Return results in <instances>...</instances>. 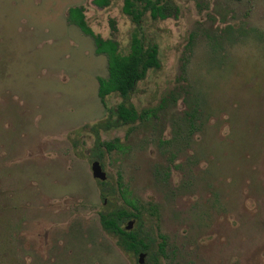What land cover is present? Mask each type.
I'll return each mask as SVG.
<instances>
[{
  "label": "rangeland",
  "instance_id": "rangeland-1",
  "mask_svg": "<svg viewBox=\"0 0 264 264\" xmlns=\"http://www.w3.org/2000/svg\"><path fill=\"white\" fill-rule=\"evenodd\" d=\"M167 1L139 29L162 62L130 100L144 118L99 132L113 203L144 211L156 248L166 237L163 264H264V0ZM123 5L0 0V264L137 262L100 224L92 171L94 126L123 98L103 105L107 58L67 20L84 7L127 55Z\"/></svg>",
  "mask_w": 264,
  "mask_h": 264
},
{
  "label": "trees",
  "instance_id": "trees-1",
  "mask_svg": "<svg viewBox=\"0 0 264 264\" xmlns=\"http://www.w3.org/2000/svg\"><path fill=\"white\" fill-rule=\"evenodd\" d=\"M112 2L113 0H93V4L100 9L109 8ZM85 11L82 6L70 8L67 20L93 39L97 55H105L107 58L108 77L98 79V96L104 106H107L106 99L113 94H118L123 98V102L115 110H110V120L94 126L96 143L92 154L93 157L100 160L103 157L102 147L108 151L115 148L113 144L101 141L100 130L107 131L116 126L135 124L144 118L143 114H140L130 102L131 97L138 84L147 78L151 70H160L162 67L158 44L146 42L139 29L148 14L154 21L166 20L171 16L173 10L167 0H124L123 13L131 19L137 29L132 37L130 52L127 55L121 53L117 41L106 40L95 34L87 22ZM177 11L176 9L175 13ZM114 117L115 119H113ZM110 184L108 179L105 182L98 181L103 203H109V208L100 213V224L103 230L116 238L119 248L137 258L136 264H140L141 253L146 254L145 264H163L161 259L166 256V237L159 234L161 241L156 248L155 240L149 231L151 226L145 221L144 211L135 205H132V209L127 205L116 206L113 203L116 191ZM118 190L123 195L127 192L121 179L118 181ZM127 203L131 204L128 201ZM150 210H152L153 216L157 215L156 206H151ZM132 220H136V226L133 230L128 231L127 225Z\"/></svg>",
  "mask_w": 264,
  "mask_h": 264
},
{
  "label": "water",
  "instance_id": "water-1",
  "mask_svg": "<svg viewBox=\"0 0 264 264\" xmlns=\"http://www.w3.org/2000/svg\"><path fill=\"white\" fill-rule=\"evenodd\" d=\"M92 171H93V176L95 179H97L98 181H102L105 182L107 181V175L106 172L104 171L102 164L100 163L99 160H95L92 164ZM134 222L130 221L127 225V230L131 231L134 228ZM145 258H146V254L145 253H141L139 256V262L140 264H145Z\"/></svg>",
  "mask_w": 264,
  "mask_h": 264
}]
</instances>
